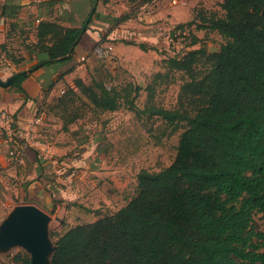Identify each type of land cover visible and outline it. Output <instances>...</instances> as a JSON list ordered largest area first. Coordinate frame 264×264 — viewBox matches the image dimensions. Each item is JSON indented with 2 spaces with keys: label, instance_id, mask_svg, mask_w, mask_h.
Here are the masks:
<instances>
[{
  "label": "trees",
  "instance_id": "16d2710c",
  "mask_svg": "<svg viewBox=\"0 0 264 264\" xmlns=\"http://www.w3.org/2000/svg\"><path fill=\"white\" fill-rule=\"evenodd\" d=\"M87 2L94 12L80 27L38 20L35 43L26 46L35 60L30 68L71 59L86 20L88 29L106 0ZM221 9L223 16L200 13L204 26L199 27L223 39L218 53L198 48L165 60L166 73L156 72L145 87L143 109L136 105L141 87L114 83L109 69L99 79H76V90L66 89L48 106L63 131L85 107L95 113L126 108L169 125L185 122L172 163L158 172L139 171L136 193L122 208L61 234L50 233L56 246L52 264H264V232L254 226L255 215L264 217V0H223ZM1 15H7L6 6ZM106 41L107 35L99 33L95 48ZM198 63L206 66L201 76L195 73ZM176 72L189 78L180 88L178 107L157 106L156 86ZM27 76H17L9 87L24 95L21 83ZM11 262L30 264V258L18 253Z\"/></svg>",
  "mask_w": 264,
  "mask_h": 264
},
{
  "label": "rangeland",
  "instance_id": "374dc122",
  "mask_svg": "<svg viewBox=\"0 0 264 264\" xmlns=\"http://www.w3.org/2000/svg\"><path fill=\"white\" fill-rule=\"evenodd\" d=\"M56 1L65 2L68 9L72 7L67 0ZM222 3L223 0H184L178 5H172L170 0H152L143 5L139 0H106L101 4L107 16L114 14L118 18L128 16L130 19H137L140 14L152 12L159 15V24L166 22L165 24L170 25L168 18L174 16L177 23H173L172 27L168 25L167 32L179 35V41L189 50L203 48L213 54L219 51L223 39L216 32L199 28L204 26L200 13L223 16ZM62 7L64 6L61 4L53 7L51 15ZM89 12L90 8H86L82 17H86ZM162 32L156 40L143 41L141 37L134 40L132 37L129 39V36L127 39H116L136 44L126 48L123 53L112 56L117 59L114 83L132 82L141 87L136 99L139 109L145 107V87L151 83L152 76L156 72L166 73L164 61L175 57L173 49L164 42ZM21 40L23 41L22 38H16V41L10 42L12 52H19L23 48ZM139 44L147 45V50H140L137 46ZM103 48L105 45L100 50ZM103 55L104 53L99 55L97 50L90 55L86 65L88 82L90 77L99 79L106 69H110L108 58ZM205 69L204 64L198 63L195 73L201 76ZM21 70L16 67L10 71ZM188 80L182 72L168 73L167 80L156 86L153 103L165 109H176L181 95L180 88ZM76 104L81 108V103ZM2 112L9 114L7 111ZM79 113L81 117L76 125L70 127L73 131L62 136H65L63 141H70L69 151L65 155L70 156L71 160L84 161L80 170L83 175L77 187L81 198L74 205L62 206L58 203L54 206L56 212L51 217L60 216L63 222L60 227L54 221L50 223V233L54 231L61 234L70 227L93 222L124 206L136 193V176L139 171L158 172L172 163L185 127V122L169 125L158 117H139L126 108L114 113H95L85 107ZM73 132L80 133L72 135ZM55 135H59L56 129ZM60 138L61 136L58 137ZM15 149L13 147L10 151ZM7 209L9 208L5 207L0 212V218ZM254 226L264 232V217L255 215ZM51 240L54 242V238L51 237ZM18 253L29 257L22 248L17 247L7 255L0 256V264H12L11 258Z\"/></svg>",
  "mask_w": 264,
  "mask_h": 264
},
{
  "label": "crops",
  "instance_id": "0c3cea01",
  "mask_svg": "<svg viewBox=\"0 0 264 264\" xmlns=\"http://www.w3.org/2000/svg\"><path fill=\"white\" fill-rule=\"evenodd\" d=\"M46 1L49 0H0V46L4 45V48L0 47L2 82L9 75L17 73L10 70L19 67L21 71H26L35 63L26 46L35 43L38 20L56 19L63 26L80 27L85 19L82 14L86 8H90L87 0H67L70 2L69 6L72 5L69 9L62 1L47 7L46 4H42ZM60 4L64 7L54 11L57 15H51L53 7ZM4 6L7 15L3 16L1 10ZM104 11L103 5L97 7L98 18L93 19L88 25L70 60L43 65L27 74V78L21 83L24 95L14 87L0 86V112L7 111L15 121L11 133L0 131V212L5 207L9 208L0 218V223L15 206L33 205L51 217L56 212L54 208L56 204L74 205L73 203L81 198L77 187L83 175L80 170L84 161L71 160L70 156L65 155L69 151L70 141H63L65 136H62L73 131L70 127L76 123L69 125L67 131H63V124L50 113L48 106L66 89L76 90L74 84L76 79L87 82L89 74L86 65L90 55L97 50L95 46L99 33L107 35L108 41L102 45H105L102 49L103 56L108 58L109 71L115 74L117 59L112 55L117 56L126 48L136 45L124 44L123 40L115 42L116 39H127L129 36V39L132 37L134 40L138 37L143 41L156 40L161 31H166L174 25L173 23H177L176 18L171 16L168 18L170 25L165 24L166 22L159 24V15L150 12L146 15L140 14L137 19L129 18L117 24L118 17L114 14L107 16ZM10 24H14V29H10ZM16 38L23 39L21 40L23 48L19 52H12L9 45L12 40L16 41ZM142 45L147 50V45ZM108 47H111L110 51H107ZM55 129L59 132L57 136ZM28 130L31 131V142L23 151L22 162L16 163L8 152L23 143ZM78 133L80 132L71 134ZM78 143L80 144L79 141ZM53 221L57 226H62L63 220L60 216L51 217L50 223Z\"/></svg>",
  "mask_w": 264,
  "mask_h": 264
},
{
  "label": "water",
  "instance_id": "95a60500",
  "mask_svg": "<svg viewBox=\"0 0 264 264\" xmlns=\"http://www.w3.org/2000/svg\"><path fill=\"white\" fill-rule=\"evenodd\" d=\"M93 12L94 8L91 9L90 16ZM88 22L89 18L74 42L69 56L85 32ZM43 65L44 63H39L34 68L16 74L6 82L0 80V86L7 88L17 76L29 74ZM50 222L51 217L33 205L15 206L0 223V256L7 255L12 249L19 247L29 255L30 264H52L51 259L56 246L51 240Z\"/></svg>",
  "mask_w": 264,
  "mask_h": 264
},
{
  "label": "built area",
  "instance_id": "2783aa9c",
  "mask_svg": "<svg viewBox=\"0 0 264 264\" xmlns=\"http://www.w3.org/2000/svg\"><path fill=\"white\" fill-rule=\"evenodd\" d=\"M184 0H170L172 5H178L182 3ZM179 35L172 34L171 32L163 31L162 37L164 42L168 45L169 48L173 49V54L175 57L183 56L189 49L185 47L184 43H181L178 38ZM111 47L107 48V51H110ZM97 53L102 55L104 52L100 49H97ZM15 121L12 115L7 114L5 112H0V131H4L6 133H11L13 125ZM30 130L26 133L25 139L22 144H20L14 151L9 153V156L16 163H21L23 159V151L27 145L30 144Z\"/></svg>",
  "mask_w": 264,
  "mask_h": 264
}]
</instances>
